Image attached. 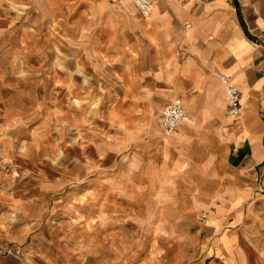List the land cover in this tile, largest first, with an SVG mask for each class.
<instances>
[{"label": "rangeland", "instance_id": "374dc122", "mask_svg": "<svg viewBox=\"0 0 264 264\" xmlns=\"http://www.w3.org/2000/svg\"><path fill=\"white\" fill-rule=\"evenodd\" d=\"M44 4L0 0V264H164L146 231L169 206L141 165L165 161L153 128L168 105L154 84L166 77L149 54L76 48ZM115 84L122 98L108 105Z\"/></svg>", "mask_w": 264, "mask_h": 264}, {"label": "crops", "instance_id": "0c3cea01", "mask_svg": "<svg viewBox=\"0 0 264 264\" xmlns=\"http://www.w3.org/2000/svg\"><path fill=\"white\" fill-rule=\"evenodd\" d=\"M43 7L67 24L76 48L90 41L104 57L149 54L166 77L154 84L159 103H168L164 110L183 103L189 122L167 136L163 111L153 128L165 161L157 166L152 156L141 165L169 206L164 224L146 231L153 248L168 251L164 264H264V0H156L148 18L132 0H45ZM222 76L241 91L236 118L227 116ZM119 88L105 93V103L120 102ZM147 88L135 92L139 99L149 98Z\"/></svg>", "mask_w": 264, "mask_h": 264}, {"label": "built area", "instance_id": "2783aa9c", "mask_svg": "<svg viewBox=\"0 0 264 264\" xmlns=\"http://www.w3.org/2000/svg\"><path fill=\"white\" fill-rule=\"evenodd\" d=\"M140 14L144 18L151 16L156 0H132ZM189 26H187V29ZM225 100L228 106L227 116L230 118H236L240 116V101L241 91L232 84L229 77L222 76L221 78ZM190 119L186 116L181 100L176 99L171 105H169L163 112L162 125L167 136H171L184 122H189ZM202 222H206L207 215L201 216Z\"/></svg>", "mask_w": 264, "mask_h": 264}, {"label": "bare ground", "instance_id": "6f19581e", "mask_svg": "<svg viewBox=\"0 0 264 264\" xmlns=\"http://www.w3.org/2000/svg\"><path fill=\"white\" fill-rule=\"evenodd\" d=\"M105 62V61H104ZM104 64V63H103ZM81 74V73H80ZM84 77V76H83ZM85 77H87V76H85ZM88 78V77H87ZM73 83V82H72ZM81 83V82H80ZM74 84V83H73ZM74 86H75V84H74ZM75 101V100H74ZM79 102H81V101H79Z\"/></svg>", "mask_w": 264, "mask_h": 264}]
</instances>
